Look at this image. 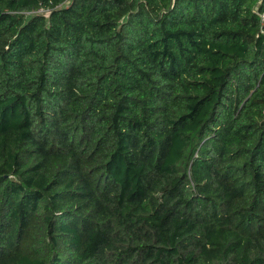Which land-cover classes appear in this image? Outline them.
<instances>
[{
	"label": "trees",
	"instance_id": "obj_1",
	"mask_svg": "<svg viewBox=\"0 0 264 264\" xmlns=\"http://www.w3.org/2000/svg\"><path fill=\"white\" fill-rule=\"evenodd\" d=\"M0 264H264V0H0Z\"/></svg>",
	"mask_w": 264,
	"mask_h": 264
}]
</instances>
